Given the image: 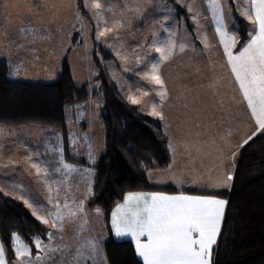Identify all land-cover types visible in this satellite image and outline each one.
<instances>
[{
	"label": "rangeland",
	"instance_id": "1",
	"mask_svg": "<svg viewBox=\"0 0 264 264\" xmlns=\"http://www.w3.org/2000/svg\"><path fill=\"white\" fill-rule=\"evenodd\" d=\"M0 1V58H8V36L50 38L49 44L29 42L16 47L20 52L10 69L13 79L53 82L67 57L74 82L88 83L95 90L99 82L93 53L97 52L124 97L128 101L129 97L137 98L140 102L135 105L150 115L155 106L160 115L152 116L160 121H246L251 113L248 104L237 108L227 100L228 90L234 87L226 80L234 79L223 76L219 68L218 56L224 45H220L217 19L209 0H84V12L78 8L77 0H44L43 12L33 7L36 0ZM97 3L100 8H96ZM234 3L238 14L250 23L251 38L254 25L243 15L250 10L251 0ZM221 5L223 31L238 37V44H242L230 0H221ZM116 21L120 23L113 27ZM36 24L44 28H33ZM101 31L105 35L97 39ZM168 44L174 46L172 54L161 60L156 48ZM102 50L110 52L112 59H104ZM153 65L159 66L163 87L146 78ZM78 102L66 106L67 121H102L101 95ZM55 130L0 125V190L23 200L36 217L49 221L44 223L48 228L46 237H34V244L37 238L42 242L39 249L35 245L36 252L14 234L20 245L28 247L27 256H17L18 242L13 238L15 257L8 261L0 240L4 262L107 264L103 243L108 231L100 207H88L85 213L68 206L63 210V221H57L58 226L62 223V230L51 227L54 218L49 213H55L58 190L48 165L53 159L48 158V153L60 151L51 139ZM33 164L41 169L39 173ZM69 211H75L76 216H69ZM90 241L98 242L96 254L88 246Z\"/></svg>",
	"mask_w": 264,
	"mask_h": 264
},
{
	"label": "trees",
	"instance_id": "2",
	"mask_svg": "<svg viewBox=\"0 0 264 264\" xmlns=\"http://www.w3.org/2000/svg\"><path fill=\"white\" fill-rule=\"evenodd\" d=\"M83 1L77 0L81 12ZM230 6L243 43L248 38L250 23L238 14L234 0H230ZM100 53L104 59H112L110 52ZM93 58L99 82L95 90L88 83L74 82L67 57L63 58L60 75L53 82L13 79L8 63L0 60V125L42 126L64 133L66 106L101 95L105 152L93 165L95 174L87 205L102 210L109 235L103 243L107 264H143L130 240H116L109 234L110 213L127 192L178 191L173 186H155L148 179L149 171L170 165L168 138L157 117L143 112L119 91L97 52ZM217 195L226 199L227 206L212 264H264V134L242 148L231 189ZM47 231V226L23 200L0 190V240L8 261L15 257L14 234L36 252L34 237L45 238Z\"/></svg>",
	"mask_w": 264,
	"mask_h": 264
},
{
	"label": "crops",
	"instance_id": "3",
	"mask_svg": "<svg viewBox=\"0 0 264 264\" xmlns=\"http://www.w3.org/2000/svg\"><path fill=\"white\" fill-rule=\"evenodd\" d=\"M33 7L37 11L43 12L46 7L45 1L36 0ZM41 27L44 28L43 24L33 26V28ZM250 39L249 35L239 45V39L236 37V43L231 47L232 53L236 55L242 51ZM49 40L50 38H45L44 36L42 38L36 37L29 39L8 36L5 41L6 49L9 52L8 58H0V60L6 61L9 69H11L12 62L16 61L20 52L16 50V47L25 46L29 42L49 44ZM219 42L223 46L221 39ZM223 50L218 56L219 68L221 67L223 76L234 79L226 80L234 87L233 90H228L230 96L227 100L235 103L237 105L235 107L242 108L247 104V100H245L239 82L232 72L231 65L228 62V56L222 53ZM77 103L79 102L72 103L68 106H73ZM161 123L168 138L171 161L170 165L165 169L149 171L148 179L155 186H173L178 191L145 190L127 192L124 199L110 213L109 234L116 240H130L134 245L135 251L136 244L132 237L130 235L117 236L112 227V213L116 211L118 206L124 204L126 196L129 194H144L147 198L152 194H156L172 197H210L226 201L225 198L217 194L231 189L238 155L246 145L244 141L252 137L248 140L249 143L256 136L264 134V130H260L257 124L252 127L256 123L252 113H250L246 121H161ZM51 135L54 145L58 146L60 150L58 152L50 151L48 153V158L53 159L48 162V165L57 181L56 185L58 190L57 202L53 206L54 212L58 211L56 208L57 204L60 206L59 211L63 214V210L66 208L65 205L75 210L79 208L82 202L83 211L86 213L85 210L88 208L87 201L92 194L95 174L93 165L105 152L104 124L102 121H66V130L64 133L60 130H55ZM241 145L243 146L241 147ZM65 165L68 167L66 168ZM229 174L232 175V180L228 182L227 186H223L222 182L226 175ZM220 233L217 237V242ZM140 240L141 242H146L147 237H140ZM217 242L212 249L211 264L213 250ZM138 257L144 264L143 258Z\"/></svg>",
	"mask_w": 264,
	"mask_h": 264
},
{
	"label": "snow or ice",
	"instance_id": "4",
	"mask_svg": "<svg viewBox=\"0 0 264 264\" xmlns=\"http://www.w3.org/2000/svg\"><path fill=\"white\" fill-rule=\"evenodd\" d=\"M209 7L216 15V31L220 35L228 62L247 100L248 108L258 128L264 130V0H251L250 10L243 13L254 25V32L243 50L236 55L231 51V47L236 43V37L229 36L223 31L220 15L221 0H209ZM96 8H100L99 3L96 4ZM119 23V21L114 22L113 27ZM104 35L105 32L101 31L97 39ZM173 47L168 44L156 48L161 54V60L169 58ZM146 78L163 87L164 82L159 75L158 65L152 66L151 73ZM129 102L138 104L140 101L133 96L129 97ZM151 114L160 115L155 111V106ZM251 138L249 137L248 140ZM248 140H245L244 144H247ZM32 167L38 173L41 171L36 164ZM231 180L232 175H226L222 182L223 186H227ZM226 204L227 201L210 197H172L152 194L146 198L144 194H129L125 197L124 204L118 206L112 213V227L117 236L132 237L136 244V253L143 258L144 264H211L212 249L220 233ZM59 207L57 204L58 211L49 215L54 218L51 227L62 230V223L59 226L57 224V221L64 219ZM78 210L83 211L82 202ZM33 214L35 215V212ZM68 215L75 217L76 212L69 211ZM37 219L42 223H49L44 217L38 216ZM143 236L147 237L146 242H141L140 237ZM13 238L18 242L17 256L29 255L28 247L19 244V237L14 235ZM41 244L42 242L37 238L35 245L38 249L41 248ZM88 246L93 254L99 250L98 242L90 241ZM0 264H5L2 246H0Z\"/></svg>",
	"mask_w": 264,
	"mask_h": 264
}]
</instances>
